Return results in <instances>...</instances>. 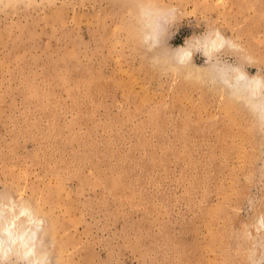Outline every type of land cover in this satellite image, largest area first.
Listing matches in <instances>:
<instances>
[{"label": "rangeland", "instance_id": "374dc122", "mask_svg": "<svg viewBox=\"0 0 264 264\" xmlns=\"http://www.w3.org/2000/svg\"><path fill=\"white\" fill-rule=\"evenodd\" d=\"M145 7L179 9L160 47ZM206 30L197 49L214 32L238 48L176 70ZM239 64L264 77V0H0V228L9 196L37 217L27 252L16 231L0 252L264 264V101L217 72Z\"/></svg>", "mask_w": 264, "mask_h": 264}, {"label": "bare ground", "instance_id": "6f19581e", "mask_svg": "<svg viewBox=\"0 0 264 264\" xmlns=\"http://www.w3.org/2000/svg\"><path fill=\"white\" fill-rule=\"evenodd\" d=\"M147 36H149V34ZM226 43L228 45L227 47L230 49L235 50L238 48L236 44L235 45L237 47L232 46L233 45L232 41L226 42L222 38V35L220 32H214L212 33L211 36H206L204 41L200 43L199 47L204 49V52L208 55L209 58L210 57L212 58L215 54L220 53V51L226 48L225 46ZM243 71L248 75L249 78H252V76L248 74L246 69L243 68ZM217 72H219L222 78H225L223 80L227 82L229 85L237 84L238 86L242 87L244 94L250 93L251 95H254V97L259 95L261 97V101H264V98L261 95L262 83L260 81L248 80L246 77L241 75V73L236 67L234 68L225 67V68H222L221 71H217ZM8 198L9 199H8L7 204H3L2 208L11 209L12 214H10V216L6 218V220L2 223L0 232L7 234L9 238L12 237V234L14 231L19 232V236L17 238V245L19 246L20 253L27 252V250L30 249L31 244H30V239H28V237L25 236L26 234L25 229L27 226H29V223L31 221L36 220L37 217L34 215L32 209L27 208L23 202L18 203L11 196H9ZM15 208L18 209V212H13ZM21 216H25V221H23V224L18 223L19 218ZM5 249H6V246L4 245V242L2 244V242L0 241V250H5Z\"/></svg>", "mask_w": 264, "mask_h": 264}, {"label": "clouds", "instance_id": "9594fccd", "mask_svg": "<svg viewBox=\"0 0 264 264\" xmlns=\"http://www.w3.org/2000/svg\"><path fill=\"white\" fill-rule=\"evenodd\" d=\"M178 12L179 9L175 7L157 9L154 13L151 8H141L140 15L147 17L150 20L149 27L151 28V32L148 38L152 41V46L154 48L160 47L162 43L161 37L164 34V28L162 27V23L168 25L174 24L177 20ZM206 34L207 30L202 36H198L193 39L192 46H189V44L186 42V47H181L174 51L171 56V60L174 63L176 70L186 71L190 66H193V53H203L202 49L198 50L196 48V40L203 38ZM221 35L226 42L229 40V37H224L223 34ZM225 46H228L227 43ZM232 46L237 47L234 43ZM244 65L239 64V66L236 67L242 76L246 77L248 80H255L264 83V77H261L259 74H257V76L255 77L249 78L248 75L243 71ZM255 116L258 126L264 128V108L259 109L255 113ZM0 264H51V260L48 259L46 256L43 259H41L39 256H34L30 258L27 262H25L19 259L14 252H0Z\"/></svg>", "mask_w": 264, "mask_h": 264}]
</instances>
